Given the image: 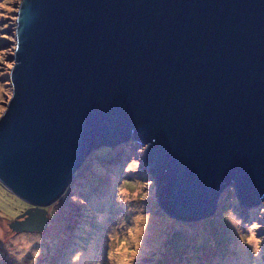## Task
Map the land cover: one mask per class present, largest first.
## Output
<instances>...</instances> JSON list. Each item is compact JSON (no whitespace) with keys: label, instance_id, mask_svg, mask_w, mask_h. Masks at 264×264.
Instances as JSON below:
<instances>
[{"label":"water","instance_id":"water-1","mask_svg":"<svg viewBox=\"0 0 264 264\" xmlns=\"http://www.w3.org/2000/svg\"><path fill=\"white\" fill-rule=\"evenodd\" d=\"M15 37L0 183L18 198L53 204L128 141L174 215L207 219L230 187L264 198V0H21ZM45 213L10 226L43 232Z\"/></svg>","mask_w":264,"mask_h":264},{"label":"rangeland","instance_id":"rangeland-1","mask_svg":"<svg viewBox=\"0 0 264 264\" xmlns=\"http://www.w3.org/2000/svg\"><path fill=\"white\" fill-rule=\"evenodd\" d=\"M20 3L0 0V118L13 95ZM133 143L93 151L67 192L48 206L26 202L0 183V264H216V258L222 264L239 242L248 264H264V198L244 205L230 187L211 217L174 215L160 206L144 148ZM34 208L46 211L43 232L12 229Z\"/></svg>","mask_w":264,"mask_h":264},{"label":"bare ground","instance_id":"bare-ground-1","mask_svg":"<svg viewBox=\"0 0 264 264\" xmlns=\"http://www.w3.org/2000/svg\"><path fill=\"white\" fill-rule=\"evenodd\" d=\"M20 7H21V3L19 5V9ZM111 178H115V177H111ZM106 200L101 201L98 205L101 206L106 202ZM232 249L235 250V252L231 256V259H227L226 261L223 260L222 264H248L247 260L249 259V255L246 244H244L243 242H239L238 245L233 244ZM258 259H260L259 255H258ZM216 264H218V258H216Z\"/></svg>","mask_w":264,"mask_h":264},{"label":"trees","instance_id":"trees-1","mask_svg":"<svg viewBox=\"0 0 264 264\" xmlns=\"http://www.w3.org/2000/svg\"><path fill=\"white\" fill-rule=\"evenodd\" d=\"M123 144H126V143H123ZM127 144H135V143H133V141H131V142L127 143ZM116 145H118V148H120V144H116ZM113 168H114V166H113ZM113 168L112 167H107L106 168V169H108L107 174H108L109 177H115V173L111 171ZM142 180H144V179H142ZM81 238H84V237H81Z\"/></svg>","mask_w":264,"mask_h":264},{"label":"clouds","instance_id":"clouds-1","mask_svg":"<svg viewBox=\"0 0 264 264\" xmlns=\"http://www.w3.org/2000/svg\"><path fill=\"white\" fill-rule=\"evenodd\" d=\"M131 142V141H128V143ZM134 142V141H133ZM122 143V142H121ZM126 143V142H125ZM120 144V143H119ZM127 144V143H126Z\"/></svg>","mask_w":264,"mask_h":264}]
</instances>
